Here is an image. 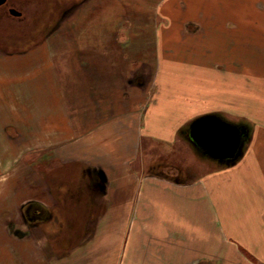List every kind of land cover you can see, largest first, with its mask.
<instances>
[{
	"label": "crops",
	"instance_id": "0c3cea01",
	"mask_svg": "<svg viewBox=\"0 0 264 264\" xmlns=\"http://www.w3.org/2000/svg\"><path fill=\"white\" fill-rule=\"evenodd\" d=\"M59 1L43 2L46 10L30 20L50 22L49 33L42 28L24 31L28 37L45 39L43 44L18 55H12L17 47L0 46L6 54L0 59V164L11 165L4 174L0 171L4 264H170L182 263V252L189 254L186 260L204 259V245L210 253L211 246L218 245L213 243L219 240L214 231L221 227L224 236L234 237L238 225L234 219L241 211L264 214L256 176L243 172L237 188L229 183L218 189L216 181L210 185L215 172L204 180L182 183L153 168L158 165L145 155V139L152 145L175 144L179 131L193 119L234 110L240 95L252 102V89L257 92L253 102L259 107L260 127L264 66L252 78L250 61L243 60L237 69L221 64L229 60L232 47L227 45L210 73L198 48L193 56L182 54V60H173L178 72L172 74L166 40L158 47L139 45L138 38L145 35L133 29L123 13V7L133 2ZM220 1L210 0V5L220 6ZM240 1L241 7H264V0ZM49 7L56 9L47 12ZM251 12L243 16L260 22L264 37V9ZM194 16L200 20L208 15ZM224 16L227 22L238 21L234 13L226 11ZM152 33L160 36L154 28ZM170 37V31L163 33V39ZM242 114L255 117L251 112ZM28 149L52 151L62 173L57 172L56 183L46 193L40 194L41 183L35 187V197L26 199L21 192L27 185L23 161ZM171 166L167 161L158 167L162 171ZM68 187L75 196L65 195ZM13 189H17L13 197L19 195L15 199L21 201L16 208L20 223L10 219L17 213L8 202ZM32 202L52 217L27 222L24 207ZM75 215H80L82 225ZM257 226L264 231L262 221ZM77 227L81 232L75 242ZM65 236L69 242L59 241Z\"/></svg>",
	"mask_w": 264,
	"mask_h": 264
},
{
	"label": "rangeland",
	"instance_id": "374dc122",
	"mask_svg": "<svg viewBox=\"0 0 264 264\" xmlns=\"http://www.w3.org/2000/svg\"><path fill=\"white\" fill-rule=\"evenodd\" d=\"M61 1V0H60ZM119 2L130 1L134 5H128L123 7L124 17L129 20L128 24L133 26V29H138L140 34L142 32L145 37H139V45H154L158 47V42L166 40L167 46L171 48V73L178 72V66L174 64L173 60H182V54L188 57L196 54L200 48L202 50V62L204 63V69L210 73V66L214 61L217 62V58H222L223 54H217L220 52L226 53V47L229 45L232 50L229 52V60L222 62L221 64L232 67V68H242L239 64L250 61V73L251 77L255 78L254 73H259L262 66H264V37H261L260 33H263L260 29L261 23L258 21H247L243 16L244 12L251 9V13H259L260 9L264 7L247 6L241 7L240 0H222L220 1V6L210 5V0H118ZM226 3L222 5V2ZM257 1V0H256ZM28 4L24 3V0H11V3L16 5V7L24 12L22 18L13 17L9 14L1 12L0 15V46H15V53L12 55L22 54L27 47H35L43 44L45 39L43 38H31L25 34L26 30H36L44 28L46 22H32L31 18L37 17L36 12L44 9L46 7L39 2L33 3L31 0L26 1ZM208 4H204V3ZM32 4L31 6H28ZM93 2L90 4L92 5ZM65 5V4H64ZM93 6V5H92ZM91 6V7H92ZM61 7V6H60ZM88 8V9H91ZM70 8V7H69ZM50 9H55L49 7ZM57 10H60L57 9ZM67 6L61 10L65 12ZM78 8L75 6V11ZM243 10V11H242ZM1 11V10H0ZM229 14L234 13L238 21H225V12ZM60 12V13H61ZM72 11H69V13ZM93 10H91V13ZM35 13V14H34ZM61 13V14H62ZM217 16H214V14ZM32 14V16H30ZM197 14L208 15L205 18H199ZM210 15H213L212 18ZM244 18V19H243ZM26 19V20H25ZM198 19V20H192ZM130 26V27H131ZM227 26V29H224ZM235 26V31L233 28ZM242 26H245L242 30ZM230 29H229V28ZM153 28L159 31L160 36H153ZM167 31L171 32L172 37L163 39V33L166 35ZM240 31V32H238ZM141 34V35H142ZM140 35V36H141ZM158 35V34H155ZM31 41L28 43V41ZM28 48V49H29ZM263 50V51H262ZM2 51V50H1ZM6 52V51H5ZM6 55L0 52V59ZM199 58V55H196ZM225 56V54H224ZM219 61V60H218ZM156 63V60L154 61ZM220 63V62H219ZM261 65V66H260ZM2 66L0 62V67ZM246 69V63H245ZM264 71V70H263ZM172 79L175 78L172 76ZM142 83L141 78L138 79ZM139 83V84H141ZM25 89L27 87L25 86ZM257 92L252 89V94L250 95V101L248 98L242 97L235 99V109L229 108L222 109L218 114H212L220 118L222 121L227 122L240 129L245 128L246 133L243 134L242 141L239 149L237 150L234 157L225 160L220 163L217 160L212 159L207 153V155H201L197 152V145L190 137V124L187 123L179 131L178 139L176 138V143L170 146H164L157 143L153 145L146 142L144 143V153L147 157L154 159V163L161 166L162 163H167L170 161L172 164L171 168L168 170H160L158 166H154L156 171L164 172L166 175H171L172 178H177L182 183H187L189 180H204L207 177H211L215 172L214 179L211 178V183L215 181L217 183L218 189H221L232 183V186L236 188L242 183L239 178L242 177V173L247 174L250 177L256 176L254 179L257 182L258 191L262 192L264 196V121L261 122L259 127V107L257 103H254L257 99ZM203 98H206V94L202 93ZM241 109V112L239 111ZM242 111L246 113H253L254 118L243 116ZM240 112V113H239ZM15 135V134H12ZM143 154V157L145 156ZM216 161V162H213ZM24 165L27 170H25V175H27L25 190L23 189V194H26L27 198L35 197L36 195V185L43 184V189L40 194L46 193V190L56 183L54 177L56 176L59 168V164L52 151L36 152L34 150L28 149L24 157ZM1 166V164H0ZM9 166H1L0 171L4 172L10 168ZM62 172L60 171L59 174ZM229 179V180H228ZM214 187V186H213ZM1 190V189H0ZM17 189H13L10 193V200L13 209H18L21 201L15 199L19 195L16 194ZM13 197V198H12ZM12 198V199H11ZM236 199V198H235ZM12 200V201H11ZM24 200V198L22 199ZM14 202H17L14 205ZM16 209V210H17ZM16 211L13 212L10 219L16 223L21 221V213ZM48 214L47 216H49ZM80 215H75V219L81 223ZM2 217V215H0ZM119 219V215L117 216ZM228 220V217H225ZM232 216H229L231 221ZM68 220V219H67ZM66 220V221H67ZM233 220V219H232ZM235 224H238L235 230V236L228 237L224 236V229L220 227L219 230L214 231L213 235L218 232V239L215 240L218 245L216 248H212L211 253L207 252L208 244L204 245V259L201 260H186L189 254H183L182 252V263L171 262L170 264H264V238H260V234H264L263 230H259L257 222L262 221L264 224V214L259 215L254 210H249L245 212H240V216L236 215ZM0 219V223H1ZM72 220L70 219L69 222ZM76 221V222H77ZM79 222L76 224L79 225ZM242 224H245L243 229ZM1 226V224H0ZM227 226V225H226ZM225 226V227H226ZM45 231V230H44ZM43 232V230L41 231ZM80 230L78 227L75 228L73 233L74 241H78L80 236ZM93 233V232H92ZM250 233V235H249ZM3 231L0 230V264H4L3 261ZM206 234L204 235V237ZM66 236L60 238L59 241L62 243L69 242V239H65ZM55 241V240H54ZM207 246V247H206ZM99 252L101 250L99 248ZM107 252L110 254L109 249ZM213 254L211 259L209 255ZM107 255V253H106ZM214 255H216L214 257ZM185 258V259H184ZM188 259V258H187ZM13 264V263H12ZM107 264H114L108 262Z\"/></svg>",
	"mask_w": 264,
	"mask_h": 264
},
{
	"label": "water",
	"instance_id": "95a60500",
	"mask_svg": "<svg viewBox=\"0 0 264 264\" xmlns=\"http://www.w3.org/2000/svg\"><path fill=\"white\" fill-rule=\"evenodd\" d=\"M6 2L7 0H0V6ZM11 14L21 16L16 10H11ZM244 133L245 130L224 122L215 115L199 117L191 125V139L194 143L220 163L234 157Z\"/></svg>",
	"mask_w": 264,
	"mask_h": 264
},
{
	"label": "flooded vegetation",
	"instance_id": "af4514ba",
	"mask_svg": "<svg viewBox=\"0 0 264 264\" xmlns=\"http://www.w3.org/2000/svg\"><path fill=\"white\" fill-rule=\"evenodd\" d=\"M39 1H41L42 2V4H43V2H45V1H47V0H39ZM38 0H31V2H33V3H36V2H39ZM62 1V0H61ZM58 1H56V3H57ZM60 2V1H59ZM24 3L25 4H28L27 2H26V0H24ZM32 4H29L28 6H31ZM44 5V4H43ZM56 9V8H55ZM0 13L1 12H4V13H6V14H9V15H11V16H13L12 14H11V10H16V11H18L19 13H21V16H19L18 18H22L23 17V15H24V12L23 11H21V10H19L17 7H16V5H15V3L14 4H12L11 3V0H7V2L5 3V4H3L2 6H0ZM0 16H2V15H0ZM13 17H15V16H13ZM50 28H51V25H50V22H46V25H45V27L44 28H42L41 30H43L42 32L45 34H47V33H49L50 32ZM28 42H30V40L28 41ZM63 185V184H62ZM64 187L63 188H66L67 186H66V184H64L63 185ZM74 195V193H73V191H72V189L70 188V187H68L67 188V192H65V195ZM75 196V195H74ZM58 199V198H57ZM56 199V200H57ZM58 201H59V199H58ZM48 214H50L49 216H47ZM52 217V215H51V212L49 211V210H45V209H43L42 207H41V205H39V204H37V203H34V202H32V203H29L27 206H25L24 207V218H25V220L27 221V222H30V223H32V224H37V223H39V222H43V221H47L48 219H50Z\"/></svg>",
	"mask_w": 264,
	"mask_h": 264
},
{
	"label": "trees",
	"instance_id": "16d2710c",
	"mask_svg": "<svg viewBox=\"0 0 264 264\" xmlns=\"http://www.w3.org/2000/svg\"><path fill=\"white\" fill-rule=\"evenodd\" d=\"M190 137H191V128H190ZM197 152H199L201 155H205V156L207 155L206 152L202 148H200L198 145H197Z\"/></svg>",
	"mask_w": 264,
	"mask_h": 264
},
{
	"label": "bare ground",
	"instance_id": "6f19581e",
	"mask_svg": "<svg viewBox=\"0 0 264 264\" xmlns=\"http://www.w3.org/2000/svg\"><path fill=\"white\" fill-rule=\"evenodd\" d=\"M192 125V124H191ZM191 125H190V127H191Z\"/></svg>",
	"mask_w": 264,
	"mask_h": 264
}]
</instances>
